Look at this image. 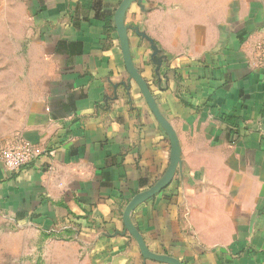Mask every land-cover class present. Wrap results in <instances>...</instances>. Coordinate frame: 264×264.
Listing matches in <instances>:
<instances>
[{
  "label": "crops",
  "instance_id": "0c3cea01",
  "mask_svg": "<svg viewBox=\"0 0 264 264\" xmlns=\"http://www.w3.org/2000/svg\"><path fill=\"white\" fill-rule=\"evenodd\" d=\"M121 1L0 0V146L23 137L43 152L17 173L0 165V217L29 234L27 264H168L145 259L123 222L171 144L126 70ZM125 23L160 51L157 72L129 29L181 148L133 224L184 264H264V0H137Z\"/></svg>",
  "mask_w": 264,
  "mask_h": 264
},
{
  "label": "water",
  "instance_id": "95a60500",
  "mask_svg": "<svg viewBox=\"0 0 264 264\" xmlns=\"http://www.w3.org/2000/svg\"><path fill=\"white\" fill-rule=\"evenodd\" d=\"M136 1L137 0H122L115 12L114 20L120 40V47L123 54L124 64L130 76V79L136 82L155 118L168 134L171 144V150L170 162L163 176L151 187L142 192L137 193L130 200L123 213V222L125 226V232H128L136 240L140 248L141 254L145 259L156 260L168 264H184L178 258H175L173 256L166 254H157L151 251L147 246L142 234L132 222V214L135 209L140 204L144 203L145 201L149 200L150 198L154 197L155 195L163 191L165 188H167L173 181L178 169L181 166V148L176 131L174 130L171 123L161 113L156 99L152 94L150 86L148 85L146 80L141 76L139 70L136 68L131 55L128 35L129 29L135 30L138 34H140L142 37H144L150 42L151 48L153 50L152 60L158 66L157 72L159 71L160 66L162 64V58L158 57L160 51L156 46L155 42L145 33L140 32L137 27H131L125 23L126 12L130 8L131 4Z\"/></svg>",
  "mask_w": 264,
  "mask_h": 264
},
{
  "label": "built area",
  "instance_id": "2783aa9c",
  "mask_svg": "<svg viewBox=\"0 0 264 264\" xmlns=\"http://www.w3.org/2000/svg\"><path fill=\"white\" fill-rule=\"evenodd\" d=\"M261 54L260 63L264 67V41L258 45ZM42 149L33 141L23 137L0 146V165L6 172L17 173L30 166L42 155Z\"/></svg>",
  "mask_w": 264,
  "mask_h": 264
},
{
  "label": "rangeland",
  "instance_id": "374dc122",
  "mask_svg": "<svg viewBox=\"0 0 264 264\" xmlns=\"http://www.w3.org/2000/svg\"><path fill=\"white\" fill-rule=\"evenodd\" d=\"M3 141L0 140V144ZM16 226L8 218L3 215L0 217V264H27L30 253L27 242L28 235L21 234L13 228ZM42 238L40 236L34 237L33 242L36 246L40 244ZM31 254V253H30Z\"/></svg>",
  "mask_w": 264,
  "mask_h": 264
}]
</instances>
